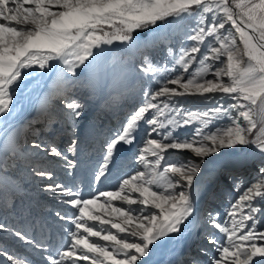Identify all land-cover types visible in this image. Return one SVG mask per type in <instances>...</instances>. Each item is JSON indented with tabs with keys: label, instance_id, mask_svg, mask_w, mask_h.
<instances>
[{
	"label": "snow or ice",
	"instance_id": "1",
	"mask_svg": "<svg viewBox=\"0 0 264 264\" xmlns=\"http://www.w3.org/2000/svg\"><path fill=\"white\" fill-rule=\"evenodd\" d=\"M144 32L156 38L142 42L138 33ZM117 42L140 49L138 63L105 60ZM53 69L35 114L14 125L26 76ZM104 89L113 101L132 92L142 102L109 136L94 180L106 176L118 146L138 138L136 159L144 170L122 179L114 191L84 198L74 183L58 177L55 164L63 161L70 175L78 166L79 141L73 138L62 149L40 137L61 116L74 135L88 101ZM185 96L212 106L190 110L179 103ZM185 127L192 131L181 137L177 131ZM170 150L191 155L174 159ZM224 150L237 155L241 170L223 176L230 185L228 206L203 219L213 230L203 234L212 247L201 246L188 264H264V0H0V232L47 252L46 264H146L158 244L199 222L197 181L208 159ZM14 169L38 177L41 191L73 210L55 212L74 226L64 229L67 238L55 248L45 242L46 223L32 217L20 198L22 181L10 175ZM200 194L217 198L207 186ZM17 209L24 228L9 221ZM0 257L33 264L3 243Z\"/></svg>",
	"mask_w": 264,
	"mask_h": 264
},
{
	"label": "rangeland",
	"instance_id": "2",
	"mask_svg": "<svg viewBox=\"0 0 264 264\" xmlns=\"http://www.w3.org/2000/svg\"><path fill=\"white\" fill-rule=\"evenodd\" d=\"M138 36L141 38V41L143 42L144 40L147 41H153L156 38V33L155 32H144V33H138ZM175 39L178 41L180 39L179 36L175 37ZM111 47V51L105 54V60L110 59L112 56H117V57H122L125 59H129L133 63H138V58L141 54L140 49H127L123 45L119 44L118 42L114 46H109ZM154 55L156 56L157 59H161L163 57V51L162 49H157L154 52ZM55 76V70L51 71V74L48 75L49 79L47 80V83H43L42 85L39 84L35 88H23V90L20 92V94L23 95V99L19 101V110L18 114L15 115V121L13 122L14 125H18L21 122H23L25 119L30 118L35 114V109L37 108L39 104V98L41 95H43L44 92H46L47 85L51 83V77ZM211 78V77H209ZM134 83V82H132ZM132 83L128 85L129 88L132 87ZM123 91V90H122ZM87 95V93H85ZM219 98V95L217 94L216 99ZM179 103L182 104L184 107L196 111V110H204L206 107L212 106V102H205L202 98L197 97V96H185V97H179L178 98ZM57 103L56 101H54ZM142 102V95L141 94H135L132 92H128L126 95L122 96V98L118 101H113L109 99V93L107 89H104L103 92L101 93L100 97L97 99H92L88 101V106L85 110V115L81 117L77 121V126H76V131L75 134L73 135L72 130L68 123L63 119V117H59V122L54 124L52 129L44 132V136L40 139L42 140H55V142L63 149L67 146V144L70 142L71 139L75 138L79 141V146H78V152L77 156L75 157L78 161V166L76 169L71 170V174L69 175L68 172L63 168V161L56 160L55 164L57 165V174L58 177L63 181L65 178V181H69L72 179L74 181V184L79 188L83 186L81 182H78L76 179H74V176H76L78 173H83L85 175L87 172H90L93 170V173L97 171L98 166L100 163L103 162V155H104V147L106 141L109 139V136L118 128L120 125L124 122L128 114L140 103ZM38 127H43V125H38ZM259 123L257 125V129L254 130L253 135L256 134V132L259 130ZM192 129L191 127H185L178 129L177 134L180 135L181 137H184L187 133L191 132ZM29 138L33 139L34 137L29 133ZM140 137H144V129H141L140 132ZM28 138V139H29ZM30 139V141H31ZM140 139L138 138L137 143L133 144L132 146H118L117 151L114 153L113 160L110 162L109 165V171L106 173V176L102 178L101 182H105L108 184L109 188L108 190L105 191H114L116 187L118 186L119 182L126 178L128 175L134 174V172L139 169L143 171V166L139 164L137 161V153H138V148L141 147ZM230 150H227L225 152H229ZM170 153L174 159H178L181 157H186L191 155L190 152L188 151H183V152H177L176 150H170ZM220 156L219 154H216L212 157H210L206 163L205 171L203 172V177L201 178V181L199 184H203L202 186L209 184L211 178L215 177V181H218L221 183V179H223V176L226 174H217L213 172L210 177H207V174L211 171L214 170L215 168L211 167L212 163L215 162V158ZM51 159L50 157H46V159ZM70 159L72 158L71 156L69 157ZM236 161V160H228L226 161L220 168L222 169L223 167L230 166V162ZM217 169V168H216ZM65 171V172H64ZM66 173V174H63ZM94 173V174H95ZM22 175V174H20ZM67 175V176H66ZM24 178L23 181L26 182L25 185L29 188L26 192V190L23 191V194L26 199V207L30 208L29 210L31 211V215L36 212V218L43 221V218L41 219L40 215H38L37 211L34 210H48L51 213L55 211H61L62 208L64 210L68 209L70 210L69 215H71V212L73 211L70 206L61 204L57 202L56 200L52 199L49 194L43 192L40 190L41 187H39V184H41L40 179L38 177H29L26 174L22 175ZM73 176V177H72ZM213 176V177H212ZM68 177V178H67ZM72 177V178H71ZM207 177V178H206ZM224 180V179H223ZM64 181V182H65ZM100 182V183H101ZM203 182V183H202ZM224 184L227 183V187H230L229 183L227 181H223ZM226 182V183H225ZM24 184V183H22ZM198 184V185H199ZM223 184V185H224ZM197 185V186H198ZM214 188V185L211 186V189ZM210 189V190H211ZM218 189V188H217ZM218 192V191H217ZM23 196V197H24ZM84 198H88L84 197ZM24 200V198H23ZM31 201V202H30ZM37 201H40L41 204H36ZM50 202L51 204H47L45 202ZM117 206H120V202H115ZM47 204V205H46ZM225 199L223 200H209L207 199L205 202L202 203L201 207L199 208V214L198 218L201 223V232L197 236V239L195 240L194 244L191 245L188 249H186L182 254H177L174 257L178 256L177 259L174 261V264L179 263L180 258L184 259V261L189 260L190 255H199L198 249L201 246H206L208 248H211V245H208L207 242L203 239V234L205 230L208 232L213 231L210 227L207 225L203 224V219L206 215L207 212L209 211H216L220 212L223 214L225 210ZM135 207V206H134ZM54 209V210H53ZM19 210V209H18ZM18 210H16L15 216L18 214ZM20 211V210H19ZM49 214V212H48ZM9 221L12 222V215L9 213ZM21 215V214H20ZM20 215L18 216L20 222H12L14 226L17 224H20L22 228L25 226V223H22ZM48 216V215H47ZM14 219L18 220L17 218L13 217ZM50 218V216H49ZM57 221L59 219L58 217L55 216V212L51 214V220ZM57 218V219H56ZM61 224L64 223H69L65 222L63 220H60ZM59 225V224H58ZM21 226H19L21 228ZM60 226V225H59ZM63 227V225H61ZM72 226V225H71ZM17 227V226H16ZM74 227V226H73ZM65 229L70 228V227H64ZM115 232L116 230H112ZM200 231V230H199ZM61 234L63 231H60ZM5 233L6 237H2V235ZM2 234V235H1ZM65 238H67V234H63ZM123 235V234H122ZM10 239H9V238ZM11 235L6 232H0V240L3 242L11 241L12 243H18L22 242L18 239L17 241H12L11 240ZM93 239H98V238H93ZM24 243V242H23ZM11 250L17 249L15 246H10ZM29 247V246H28ZM32 246H30L29 250L33 251L31 249ZM28 249V248H27ZM167 251V248H165ZM16 254V253H15ZM169 254V251H168ZM213 253H210V255ZM165 255V254H163ZM163 255H160L163 256ZM167 255V254H166ZM3 259V257H0ZM203 260H207V256L201 257ZM4 260V259H3ZM160 260L158 259L155 263L157 264L160 263ZM8 264V262L6 261Z\"/></svg>",
	"mask_w": 264,
	"mask_h": 264
},
{
	"label": "bare ground",
	"instance_id": "3",
	"mask_svg": "<svg viewBox=\"0 0 264 264\" xmlns=\"http://www.w3.org/2000/svg\"><path fill=\"white\" fill-rule=\"evenodd\" d=\"M49 74H51V72H45V71H41V70H36L34 72H29V74L26 76V79H25V87L28 88V89H30V88H35L39 84L42 85L43 83H47V80L49 79V77H48ZM25 87H23V88H25ZM23 88L21 89V91L23 90ZM21 98L23 99V95L19 93L18 96H17V101H18V104H17V113H19L18 112V110H19V101L22 100ZM18 116H19V114H18ZM14 118H15V116H14ZM14 121H15V119L13 120V122ZM28 135H29V133L27 134V138H29ZM45 135H47V134H45ZM43 136L44 135H41L40 138H42ZM31 141H32V139H31ZM31 141H29V142L31 143ZM47 141H51V140L49 139ZM225 151H227V150H224V155H220V156H218V157L215 158V162L212 163V165H211V167H213L215 169L214 170H211L207 174V177L208 178L210 177V175L213 174V172H215L216 175H217V174L225 173L229 169H232V170H241V169H238L235 166V164H234L235 161L230 162V166L227 167V168L225 166L222 169H218L226 161H228V160L231 161V160H237L238 159L237 155L235 153H232L231 150L229 152H225ZM45 159H46V157H45ZM243 170L245 172L250 171L248 169H243ZM64 172H63V174H66ZM94 173H93V170H91L90 172H87L85 175H83V173H78L76 176H74V179H76L78 182H81L83 184V186L79 187V190L81 191V193L83 194L84 197H87L90 192H97L98 193L99 191H105V190H108V188H109L108 184L105 183V182H103V181L102 182L100 181L101 183L100 182H96L94 180ZM22 177L23 176L20 175V179L19 180H21L22 183H24V184H22L23 191L26 190V192H27V190L29 189L28 188L29 186L27 187V185H25L26 182L23 181L24 178H22ZM200 177H203V174ZM200 177H199V179L197 181V185L201 181V178ZM65 180H66V178L63 180V182ZM203 180H204V177H203ZM64 183H67V184H70L71 185V184L74 183V181L72 179H70L69 181H65ZM203 184H199L197 186L200 189V192H198V194H197L198 195V201H199L198 202V205H197V207H198L197 217H198V214L200 212L199 211V208L201 207L202 203L205 202L208 199L206 195L200 194V193L203 192L205 186L208 187V191H214V192L217 193V198H216L217 200H223V199H225V204H224L225 208L228 206L227 193L230 191V187H227L225 185H221V183H219L218 181H215V177L214 178H211L209 184L206 183V185L202 186ZM213 185H214V188L211 189V186H213ZM39 187H41V184H39ZM216 188H219L218 189L219 190L218 192L215 191ZM23 194H25V193H23ZM23 194H21V197L20 198L22 200L24 198L23 202H24V205H26L27 199H26V197ZM45 203L51 204L50 202H47V201ZM36 204H41V202L40 201H37ZM63 208H62V213H68L69 214L70 210H68V209L64 210ZM40 209H39V211L37 209L34 210V211H37V213H38V215H40L41 219L43 218V221H44L43 223H46V226L47 227L45 228L44 233H43L44 237H47V239H46L45 242L47 244H51L53 246V248H55L60 243L61 240L66 239L64 237V235H63L64 233L61 234L60 231H64V229H65L64 227L65 226L66 227H73V226H71L70 223L61 224L60 219H57V218H56L57 221L55 220V218H54V220H51L50 219L51 218V214L54 213V212H56L54 209H53L54 212H52V213L50 211H48V210H40ZM48 212H49V214H48ZM3 215H4L3 213H0V218H2ZM19 215H20V211L18 210V214L15 216L18 220H14L13 219V216H12V222L13 223L14 222H20V220L18 218ZM31 216L36 218L37 217L36 216V212H34ZM49 216H50V218H49ZM21 221H22V223H25V221L23 219H21ZM198 221H199L198 223L197 222H189L187 229L183 233H181L178 236L174 235L172 238L166 239L164 242L158 244V246L153 251V254H152L151 258L148 261H146V264H153L158 259L160 260L159 262H161V264H174V261L178 257V256H176V257H174V256L177 255V254H179V253L182 254L186 249H188L189 247H191V245L194 244L195 240L197 239V236L201 232L202 227H201V223H200L199 218H198ZM58 224L59 225H63V227L62 228L59 227ZM16 226L19 227L21 225L20 224H17ZM21 228H22V226H21ZM37 232H39V228L35 229L34 234L37 233ZM2 237L3 238L6 237L5 233L2 235ZM11 238H12L11 240L13 242L14 241H17L18 242V238L14 237L12 235H11ZM37 238L39 239L40 237L38 236ZM49 241H51V242H49ZM0 243H3V246L6 247L8 250H11V247L10 246L17 247V249H13L11 251L12 252H15V253H22L21 255L28 257L29 260L33 261V264H46V262H45V256L48 254L47 252L42 253L40 250H37L34 247L32 248L33 251H30L29 250V247H28L30 245H28L26 243H23V242L12 243L11 241H9L7 243V241L3 242L2 240H0ZM165 248H167V251H166ZM59 250L60 251H63L64 249H63V247H60ZM168 251H169V254H168ZM25 253H27V254H25ZM163 254H165V255H163ZM160 255H163V256L160 257ZM0 262L3 263V264H5L4 263V260L2 258H0ZM77 264H90V262L89 261H81V260H78L77 261ZM157 264H160V263H157Z\"/></svg>",
	"mask_w": 264,
	"mask_h": 264
}]
</instances>
